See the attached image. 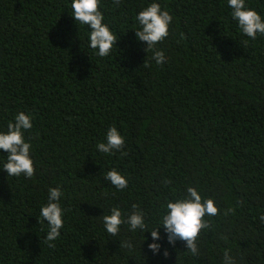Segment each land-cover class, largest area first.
<instances>
[{"label":"trees","instance_id":"obj_1","mask_svg":"<svg viewBox=\"0 0 264 264\" xmlns=\"http://www.w3.org/2000/svg\"><path fill=\"white\" fill-rule=\"evenodd\" d=\"M153 2L173 17L161 65L135 35ZM71 3L0 0V132L19 112L33 117L25 140L36 170L8 176L0 150V264H223L225 251L234 264H264V36H245L228 0H100L118 40L101 58ZM245 3L264 19V0ZM112 126L127 155L98 151ZM112 169L127 189L105 179ZM58 186L64 227L49 248L40 210ZM189 186L220 210L206 217L198 255L170 245L162 227L158 241L127 225L107 233L101 216L134 204L147 230L159 226Z\"/></svg>","mask_w":264,"mask_h":264},{"label":"clouds","instance_id":"obj_2","mask_svg":"<svg viewBox=\"0 0 264 264\" xmlns=\"http://www.w3.org/2000/svg\"><path fill=\"white\" fill-rule=\"evenodd\" d=\"M122 0H113V6L119 7ZM228 6L232 9L231 16L238 22L242 33L255 40L257 35L264 36V19L255 10L246 6L245 0H228ZM72 17L80 24L90 28L89 47L97 50V55L101 58L108 57L117 43V37L112 33L107 24L103 23L104 15L99 10L100 0H72ZM140 26V30L135 31L137 40L147 45L146 52L152 51V59L157 65L166 61L164 52L157 48L170 34L169 29L173 21L172 15L167 10H162L159 3L153 2L135 17ZM33 128V117L24 112H19L14 122H9L6 132H0V150L6 152L7 160L2 169L8 176L20 177L23 175L27 179L34 178L36 170L31 159L32 145L25 140V132ZM99 152L106 155H113L124 152L125 139L115 126L108 129L106 142L97 144ZM107 179L117 190L123 191L128 187L127 179L116 169L106 173ZM167 183H171L168 181ZM64 195L61 188H49L47 204L40 210V215L44 222H47L48 232L45 243L49 248H55L53 241L61 235L64 227L63 214L65 209L61 206V198ZM133 211L125 216L119 208H112L111 214H104L102 217L103 225L108 234L118 236L122 225H127L130 231L140 230L143 233L150 232L153 241L161 239L159 228L165 230L167 242L175 246L177 241L185 243L187 252L193 256L199 254L198 240L201 233L210 229L211 224L206 217H215L220 210L215 206L212 199H204L195 187H187L186 195L175 201H168L165 206V214L162 216L161 224L152 230H147L145 214L138 205L132 206ZM233 212L228 208L225 212ZM264 222V215L259 218ZM40 222V221H39ZM145 239V237H144ZM128 248L130 251L134 245L131 241L120 243V248ZM153 254H159L161 245L151 243L148 245ZM167 258V250L163 253ZM223 264H234V260L228 251L224 253Z\"/></svg>","mask_w":264,"mask_h":264}]
</instances>
